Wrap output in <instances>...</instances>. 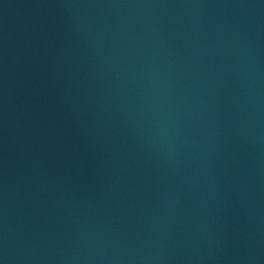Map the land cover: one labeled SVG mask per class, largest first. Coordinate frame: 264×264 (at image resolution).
Instances as JSON below:
<instances>
[{"label":"water","instance_id":"1","mask_svg":"<svg viewBox=\"0 0 264 264\" xmlns=\"http://www.w3.org/2000/svg\"><path fill=\"white\" fill-rule=\"evenodd\" d=\"M3 264H264V0H0Z\"/></svg>","mask_w":264,"mask_h":264},{"label":"clouds","instance_id":"2","mask_svg":"<svg viewBox=\"0 0 264 264\" xmlns=\"http://www.w3.org/2000/svg\"><path fill=\"white\" fill-rule=\"evenodd\" d=\"M0 264H3V261H0Z\"/></svg>","mask_w":264,"mask_h":264}]
</instances>
